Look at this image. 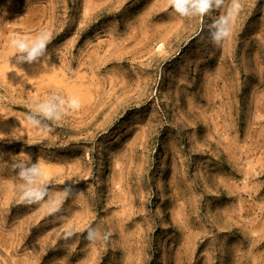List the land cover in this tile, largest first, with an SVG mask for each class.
I'll use <instances>...</instances> for the list:
<instances>
[{"label": "rangeland", "instance_id": "1", "mask_svg": "<svg viewBox=\"0 0 264 264\" xmlns=\"http://www.w3.org/2000/svg\"><path fill=\"white\" fill-rule=\"evenodd\" d=\"M229 3L0 0V264H264V0H240L216 46ZM42 31L44 54L18 62L10 39ZM52 95L80 107L45 135L25 114ZM25 155L40 204L20 199Z\"/></svg>", "mask_w": 264, "mask_h": 264}, {"label": "clouds", "instance_id": "2", "mask_svg": "<svg viewBox=\"0 0 264 264\" xmlns=\"http://www.w3.org/2000/svg\"><path fill=\"white\" fill-rule=\"evenodd\" d=\"M167 2L180 17H205L221 9L226 0H167ZM240 9V0H230L227 11L207 26L211 43L220 46L223 41L230 37L231 24ZM50 38L51 34L47 31H42L33 38L14 35L10 39V46L15 49L18 62H34L44 54ZM57 100L59 103L55 102ZM65 105L66 107H62ZM79 107L80 103L76 98L66 100L61 99L58 95H52L31 106L25 114V120L32 127L42 129L47 135L53 129L45 121L59 120L68 110H76ZM2 157L3 155L0 154V159ZM12 167L17 172L18 177L24 181V190L20 197L22 202L40 204L41 201L48 199V182L39 160L33 162L30 155H25L23 158L15 160ZM56 203L59 202L50 203L49 214L59 211V208L55 207ZM71 235L72 233H67L66 238ZM109 236L110 233H103L101 236L97 228L90 226L87 229L85 239L90 244H95L101 238L107 240Z\"/></svg>", "mask_w": 264, "mask_h": 264}]
</instances>
